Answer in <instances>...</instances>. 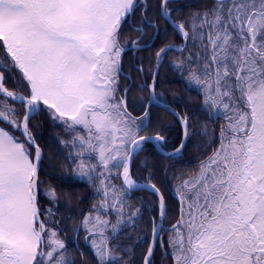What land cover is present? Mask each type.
I'll list each match as a JSON object with an SVG mask.
<instances>
[{
    "label": "snow or ice",
    "instance_id": "obj_1",
    "mask_svg": "<svg viewBox=\"0 0 264 264\" xmlns=\"http://www.w3.org/2000/svg\"><path fill=\"white\" fill-rule=\"evenodd\" d=\"M169 4L157 0L150 12L146 0H0V264H75L55 213L40 202L57 198L55 189L40 191L42 149L30 121L41 112L68 137L60 143L71 149L72 176L98 196L77 226L96 264H133L121 237L143 221L144 206L130 203L141 151L145 187L158 198L143 264H151L157 241L167 243L174 264H264V0H213L180 21ZM160 18L174 24L182 46L159 47L156 64L179 53L171 67L198 86L209 118L223 121L211 153L173 189L179 218L168 225V202L147 163L149 146L164 149L171 134L151 119L157 74L139 86L149 93L140 116L129 111V87L121 88L126 49L147 48ZM125 25L140 35L122 45ZM172 115L183 139L169 158L182 152L191 127L188 115Z\"/></svg>",
    "mask_w": 264,
    "mask_h": 264
},
{
    "label": "trees",
    "instance_id": "obj_2",
    "mask_svg": "<svg viewBox=\"0 0 264 264\" xmlns=\"http://www.w3.org/2000/svg\"><path fill=\"white\" fill-rule=\"evenodd\" d=\"M146 3L151 12L157 0H146ZM212 3L213 0H170L169 7L177 9L173 12V20L180 21L186 19L193 12L210 7ZM140 16L141 11H137L136 19L132 23L139 26ZM150 18L156 19L154 14ZM158 25L159 34L150 46L136 50L134 54L132 50H126L122 58L125 78L121 80V88L128 85L130 78L127 102L129 111L134 116L142 115L140 104L142 101L146 103L148 97V89L144 88L141 91L139 86L150 82L155 64V51L167 44L182 45L181 36L167 20L160 18ZM145 30L151 35V29L145 28ZM138 35V32L125 25L122 28L120 42L123 45ZM181 58L179 53L169 52L167 58L161 60L156 77L155 91L159 100L167 103L177 112L190 117L191 127L185 147L179 156L169 158L159 153L153 145L149 146L148 151L151 155L147 156V163L151 165L150 171L153 173L151 182L161 189L168 202V214L164 221L167 225L175 222L179 216V203L173 189L179 184L181 178H187L194 173L200 162L211 153L218 143V132L223 123V121L209 118V106L204 104V95L198 86L194 84L190 86L187 79L182 78L171 67L173 61H178ZM141 67L143 71L140 70ZM186 75L185 73V77ZM9 90L17 92L15 88L9 87ZM5 99L7 98L5 97ZM13 106L18 111H22L19 101ZM150 111L152 122L155 124L159 121L171 133L163 150L170 151L173 146H178L182 130L177 119L167 110L155 105L151 107ZM30 127L33 128V135L36 136V142L42 149L43 167L40 172V179L44 183L41 185L40 191L43 193L52 188L57 193L55 204L50 203L49 198L45 196L40 197V202L44 209L51 207L55 213L53 219L58 221L56 228L60 230V237L68 244L70 257L75 260V264H96L93 249L90 243L84 240L86 235L84 229L77 227L83 216L90 211L92 205L98 202L94 186L89 185L86 180L72 176V168L67 166L65 160L71 149L60 143L61 139H68L63 132L62 125L49 119L46 112H41L31 118ZM145 156L146 153L143 151L136 156L132 163V173L135 180L149 182L147 179L149 170L146 169L144 163ZM156 201L157 197L151 191L133 189L131 192L130 203L134 206L143 205L145 208L143 221L138 222L139 226L135 230L129 227L127 233L121 237L129 253L126 259L131 260L133 264L143 263L150 237L146 225L149 217L155 215ZM142 229L144 231H141ZM165 247H167L166 242ZM164 249L166 250V248ZM164 251L157 242L150 258L151 264H174L170 251L168 252V249L167 252Z\"/></svg>",
    "mask_w": 264,
    "mask_h": 264
},
{
    "label": "water",
    "instance_id": "obj_3",
    "mask_svg": "<svg viewBox=\"0 0 264 264\" xmlns=\"http://www.w3.org/2000/svg\"><path fill=\"white\" fill-rule=\"evenodd\" d=\"M141 1H143V0H141ZM173 26H174V24L173 23H171ZM154 38V37H153ZM150 44V43H149ZM148 44V45H149ZM158 67H159V65H157L156 64V62H155V67H154V70H153V73H156L157 74V71H158ZM153 73H152V75H153ZM152 82V77H151V81H150V83ZM157 100V99H156ZM158 102H154L153 103V105H157V106H159V107H161V108H163V109H165V110H167V111H169L170 113H173V112H177L175 109H173L171 106H169V105H167V104H165V103H162V102H160L159 100H157ZM183 139V132H182V137H181V140ZM181 142V141H180ZM180 144V143H179ZM155 147H156V149L158 150V152H160L161 154H163L164 156H166V157H168L167 155H166V153L167 152H165V151H163L158 145H154ZM179 146V145H178ZM148 184V182H137V187L136 188H145V189H148V190H151L150 188H146L145 187V185H147ZM135 189V188H134ZM179 218V217H178ZM157 224H159V221H157L156 222ZM176 223V222H175ZM149 246V245H148ZM146 253H147V251H146ZM146 253H145V256H146ZM144 256V257H145ZM143 261H144V259H143Z\"/></svg>",
    "mask_w": 264,
    "mask_h": 264
},
{
    "label": "rangeland",
    "instance_id": "obj_4",
    "mask_svg": "<svg viewBox=\"0 0 264 264\" xmlns=\"http://www.w3.org/2000/svg\"><path fill=\"white\" fill-rule=\"evenodd\" d=\"M138 38V36H136L133 40H136ZM180 47V46H179ZM126 50H132V53H134V49H131V48H127ZM165 225H167V224H165ZM167 237L165 236V239H166ZM161 244V243H160ZM162 245V248H163V251L165 250L164 248H166V250L168 249V252L170 251V254H171V250L168 248V245H167V243H166V246L167 247H165V243L164 244H161ZM164 251V252H167V251ZM172 255V254H171ZM172 257H173V255H172ZM174 259V258H173ZM174 263V262H173Z\"/></svg>",
    "mask_w": 264,
    "mask_h": 264
},
{
    "label": "flooded vegetation",
    "instance_id": "obj_5",
    "mask_svg": "<svg viewBox=\"0 0 264 264\" xmlns=\"http://www.w3.org/2000/svg\"><path fill=\"white\" fill-rule=\"evenodd\" d=\"M146 31V30H145ZM139 35H140V33H139ZM138 35V36H139ZM155 38H156V36H154V38H152V40L150 41V44L148 45V46H150L152 43H153V41L155 40Z\"/></svg>",
    "mask_w": 264,
    "mask_h": 264
}]
</instances>
